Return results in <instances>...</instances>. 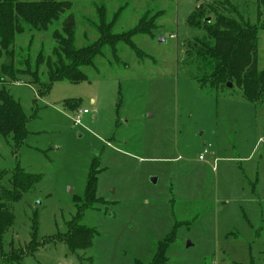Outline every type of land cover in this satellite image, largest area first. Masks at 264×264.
Segmentation results:
<instances>
[{
    "label": "rangeland",
    "instance_id": "obj_1",
    "mask_svg": "<svg viewBox=\"0 0 264 264\" xmlns=\"http://www.w3.org/2000/svg\"><path fill=\"white\" fill-rule=\"evenodd\" d=\"M55 1L70 9L46 31L23 25L8 49L16 79L0 83L27 118L19 147L0 136V191L10 189L18 169L39 179L7 204L13 223L0 264H151L166 239L165 264H264V100L249 103L235 83L216 90L202 82L212 67L191 47L206 35L188 25L199 7L201 20L213 23L216 8L258 25L256 3ZM99 9L107 24L118 15L113 35L143 17L152 27L154 18L151 35L131 38L143 56L122 42L115 55L105 46L80 69L86 82L59 81L47 92L53 33L64 37L71 17L74 49L94 44ZM257 38L263 70V30ZM78 110L88 114L74 126ZM71 224L95 231L91 248H68L63 237Z\"/></svg>",
    "mask_w": 264,
    "mask_h": 264
},
{
    "label": "trees",
    "instance_id": "obj_2",
    "mask_svg": "<svg viewBox=\"0 0 264 264\" xmlns=\"http://www.w3.org/2000/svg\"><path fill=\"white\" fill-rule=\"evenodd\" d=\"M212 1L215 5L224 8L229 5L231 0ZM252 1L258 7L260 21L258 25H250L243 23L242 20L222 15L216 8L210 10L215 17L213 23L207 18L201 20L199 19L201 7L192 14L188 25L203 31L206 35V40L194 39L191 47L195 49L194 54L199 59H207L212 67L210 74L202 82L216 90L225 87L226 84L235 83L241 88L246 101L258 105L264 100V69L259 70L257 64V33L259 30L264 31V0ZM69 9L70 3L64 1L42 0L38 3H22L15 0H0V60L4 57L3 63L0 64V83H4V78L13 81L16 79L12 53L8 49L13 45L15 37L24 33L23 25L29 26L36 32L46 31L53 22L59 20L61 14ZM117 17L118 15L114 17L113 22L107 24L102 9H99L98 31L100 38L94 44L79 50L73 47L72 30L68 25L69 22H72V18L66 19L63 23L65 36H61L58 32H54L52 35L56 42V48L53 49L52 54L56 60L45 62L49 80L46 84L47 92L51 89L52 84L59 81L86 82L87 78L80 69L91 66L93 60L102 54L101 50L105 46H109L115 55L117 43L122 42L139 56H143V53L133 45L131 38L136 34L151 35L154 18L150 22L152 27H145L146 17H143L134 29L120 35H113L111 27ZM190 53L191 50H188L187 57ZM40 64H43L42 61H39ZM15 72L17 71L15 70ZM36 75L38 76L37 71ZM201 85L203 84L201 83ZM26 124L27 118L21 106L9 96L4 87L1 88L0 136L11 137L12 142L19 147L26 137ZM18 170L11 173L8 180L10 189L0 191V247L5 234L13 223V217L7 209V204L16 202L23 193L28 191L31 184L39 181L36 176L24 174ZM94 238L95 231L93 229L71 224L63 237V242L73 251H83L91 248ZM167 242L168 239L159 243L151 264L166 263L164 249ZM136 264L141 263L137 262Z\"/></svg>",
    "mask_w": 264,
    "mask_h": 264
},
{
    "label": "built area",
    "instance_id": "obj_3",
    "mask_svg": "<svg viewBox=\"0 0 264 264\" xmlns=\"http://www.w3.org/2000/svg\"><path fill=\"white\" fill-rule=\"evenodd\" d=\"M88 111L87 110H78L73 117L71 118L74 126H81V119L83 118L84 115H87ZM208 154V151L205 149L202 153V155L199 157V160L202 161L203 157Z\"/></svg>",
    "mask_w": 264,
    "mask_h": 264
},
{
    "label": "water",
    "instance_id": "obj_4",
    "mask_svg": "<svg viewBox=\"0 0 264 264\" xmlns=\"http://www.w3.org/2000/svg\"><path fill=\"white\" fill-rule=\"evenodd\" d=\"M209 21V20H208ZM228 86L230 87V84H228ZM152 183H155L156 182V180L155 179H152V181H151Z\"/></svg>",
    "mask_w": 264,
    "mask_h": 264
}]
</instances>
